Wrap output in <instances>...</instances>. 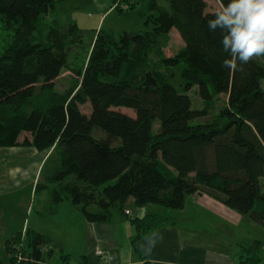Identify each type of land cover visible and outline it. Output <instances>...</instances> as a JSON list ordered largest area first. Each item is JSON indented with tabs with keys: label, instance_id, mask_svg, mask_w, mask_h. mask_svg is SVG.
Here are the masks:
<instances>
[{
	"label": "trees",
	"instance_id": "obj_1",
	"mask_svg": "<svg viewBox=\"0 0 264 264\" xmlns=\"http://www.w3.org/2000/svg\"><path fill=\"white\" fill-rule=\"evenodd\" d=\"M57 1L0 0L11 37L0 48V147L30 142L41 151L56 146L61 153L58 170L37 182L35 191L50 188L54 205L69 199L95 223L107 222L116 204L124 209L130 196L142 208L158 204L177 210L188 195L206 193L264 227V58L241 71L221 66L229 54L221 30L208 28L216 11L208 0H167L168 6L160 0H112L119 10L122 1L129 9L143 5L140 15L152 28L118 38L98 30L78 80L59 93L55 87L69 65V50L84 42V32L77 23L65 28L45 23ZM173 33L180 43L170 42ZM176 75L181 89L172 82ZM193 88L204 102L227 95L219 118L193 123L207 115L194 107ZM43 94H49L46 105L33 102ZM86 103L90 113L81 108ZM96 128L119 143L95 135ZM23 133L31 139L22 141ZM132 222L135 243L170 218L145 213ZM49 243L27 227L5 249L14 264H51ZM248 249L245 262L258 264L260 256Z\"/></svg>",
	"mask_w": 264,
	"mask_h": 264
},
{
	"label": "crops",
	"instance_id": "obj_2",
	"mask_svg": "<svg viewBox=\"0 0 264 264\" xmlns=\"http://www.w3.org/2000/svg\"><path fill=\"white\" fill-rule=\"evenodd\" d=\"M95 2L103 9V15L114 8L111 0ZM79 27L81 28L80 25ZM8 148L10 147H0V150H9ZM15 152L16 154L12 152L7 157L9 167L6 177L14 167L15 171L19 163L34 162L33 166L36 167L46 160L39 156L30 157L28 151ZM52 174L46 173L44 180ZM4 180L5 178L2 179ZM47 191L49 200L52 201V190L47 188L44 192ZM50 205L48 204V208L45 205L39 215L44 219L50 216L53 227L56 225V247L66 249L68 242L65 241L72 237L74 246L70 251L75 252L63 253L62 256H68H61L60 261L54 251L49 259L51 264H247L243 254L248 247L252 248L249 251L260 256L258 264H264V227L206 193L188 195L185 206L177 210L158 204H148L142 208L130 196L124 209L119 204L114 206L116 209L111 208L110 218L105 223L90 222L80 207L69 199ZM92 208L98 210L96 206ZM145 213L168 217L170 222L133 243L132 239L137 231L132 219L143 217ZM77 227L78 233L75 230ZM48 232L42 233L51 240L52 247L53 233ZM154 233L162 236V240L158 239L151 252L146 253L145 245ZM255 242L260 244L254 246ZM99 250L104 253H98Z\"/></svg>",
	"mask_w": 264,
	"mask_h": 264
},
{
	"label": "rangeland",
	"instance_id": "obj_3",
	"mask_svg": "<svg viewBox=\"0 0 264 264\" xmlns=\"http://www.w3.org/2000/svg\"><path fill=\"white\" fill-rule=\"evenodd\" d=\"M160 1L162 5L168 6L167 0ZM111 2L113 4L112 0ZM208 3L212 10H217L220 7V2L218 0H208ZM122 4V10L112 8L108 14L103 15V9L96 4L95 0L57 1L55 8H53L50 14L45 18V23L48 26L55 25L60 28H65L70 23L75 22L81 26V30L84 32V42L78 47H73L69 50V65L62 70L61 75L57 80L55 87L57 92L65 93L72 86V83L78 80L79 74L77 73V70L82 69L85 66L91 52L93 51L99 29L108 30L118 38L125 31L133 33L152 28V24L147 25L145 23L146 18L140 15V11L143 10V5L137 4L135 8L129 9L127 1H122ZM4 27V21L0 14V48L5 46L11 39L9 31ZM166 37L167 35H162L161 39L163 40ZM170 42L180 43V39L173 33ZM166 53L167 55L173 53L169 46L166 48ZM152 57L157 61L161 58L159 57V54L155 52H153ZM159 68L163 72H167L168 70L161 64L159 65ZM177 76L178 75L175 76V79H173L172 82L178 89H181L180 80ZM190 94L194 100V107L204 109L207 113L206 116L194 120L193 123L212 121L219 118L220 110L225 106L227 101V95L222 94L216 96L211 102H204L198 96L196 88H193L190 91ZM48 98L49 94H43L40 98H35L33 102L40 103V105L44 106L49 101ZM81 108L86 113H90L91 111L89 103L81 105ZM121 110L128 114L135 115L133 109L122 107ZM11 113V110L6 111L5 116L10 118ZM159 125L160 121L156 120L154 123L155 132L158 131L160 127ZM94 134L113 144L119 143L120 141L119 138L110 136L99 128L94 130ZM25 138L31 139L30 134L23 133L21 135V140L23 141ZM8 149L9 150H0V181L5 178L4 181L0 182V264H14L6 252L5 245L9 239H12L16 234L27 227L38 229L45 233L50 229L48 233H53L52 247H54L55 254L59 256L60 261V257L63 253L73 252L75 254L74 251H70L74 246L72 237L69 241H65L68 242L65 245L66 249L63 250L56 247L57 242L54 241V238L58 236L55 232L56 225L53 227V220L50 222V216H47L44 219L39 215V211L43 209L45 205H47V208L49 207L48 204L53 205L52 201L49 200V191L44 192L45 189H43L35 193L34 189L37 182L45 181L44 177L46 173H55L58 170L61 161L60 151L56 146L41 151L34 147L30 142L26 145H19L18 147L11 146ZM21 150L28 151L30 157L39 156L41 159L46 158V160H44L40 166L37 165L36 167L33 166L34 162L19 163L16 165L15 171L14 167L6 177L7 168L9 167L7 160L8 155L12 152L16 154L15 151L20 152ZM40 176L41 179L39 180ZM35 179H37L36 182H34ZM262 185L264 188V179H262ZM43 195H45V198ZM75 230L76 233L79 232L78 227ZM23 235L22 232V237L24 238ZM50 244L51 240L49 246ZM262 252L264 257V248Z\"/></svg>",
	"mask_w": 264,
	"mask_h": 264
},
{
	"label": "clouds",
	"instance_id": "obj_4",
	"mask_svg": "<svg viewBox=\"0 0 264 264\" xmlns=\"http://www.w3.org/2000/svg\"><path fill=\"white\" fill-rule=\"evenodd\" d=\"M207 20L210 31L220 29L223 51L229 54L222 67L241 71L244 64L264 58V0H221L220 7ZM162 236L148 238L145 252L150 253Z\"/></svg>",
	"mask_w": 264,
	"mask_h": 264
},
{
	"label": "water",
	"instance_id": "obj_5",
	"mask_svg": "<svg viewBox=\"0 0 264 264\" xmlns=\"http://www.w3.org/2000/svg\"><path fill=\"white\" fill-rule=\"evenodd\" d=\"M151 82L154 83V84H156V81L154 79H152V78H151Z\"/></svg>",
	"mask_w": 264,
	"mask_h": 264
},
{
	"label": "built area",
	"instance_id": "obj_6",
	"mask_svg": "<svg viewBox=\"0 0 264 264\" xmlns=\"http://www.w3.org/2000/svg\"><path fill=\"white\" fill-rule=\"evenodd\" d=\"M98 253H104L103 251L99 250Z\"/></svg>",
	"mask_w": 264,
	"mask_h": 264
}]
</instances>
